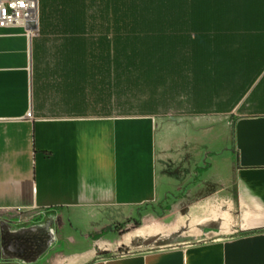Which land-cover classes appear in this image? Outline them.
<instances>
[{
	"label": "crops",
	"instance_id": "obj_1",
	"mask_svg": "<svg viewBox=\"0 0 264 264\" xmlns=\"http://www.w3.org/2000/svg\"><path fill=\"white\" fill-rule=\"evenodd\" d=\"M35 39L0 29V214L56 216L57 264H264V112L41 113Z\"/></svg>",
	"mask_w": 264,
	"mask_h": 264
},
{
	"label": "trees",
	"instance_id": "obj_2",
	"mask_svg": "<svg viewBox=\"0 0 264 264\" xmlns=\"http://www.w3.org/2000/svg\"><path fill=\"white\" fill-rule=\"evenodd\" d=\"M38 24V107L49 88L94 116L228 111L245 95L264 112V0H40Z\"/></svg>",
	"mask_w": 264,
	"mask_h": 264
},
{
	"label": "rangeland",
	"instance_id": "obj_3",
	"mask_svg": "<svg viewBox=\"0 0 264 264\" xmlns=\"http://www.w3.org/2000/svg\"><path fill=\"white\" fill-rule=\"evenodd\" d=\"M35 37H38V32ZM35 97L36 96H34V99H36ZM37 97V100L40 102L39 111L41 113H51V111H54L52 113H58L66 110L61 104L60 94L57 91L49 88L41 89ZM237 107L236 113H247V106L238 104ZM86 109L90 110L91 106L88 104ZM160 109V112L154 115L169 118L175 114H181V112H176L172 109L164 110L162 106ZM208 113H210V116H219L217 112ZM136 114L138 113L118 114L116 110H114L110 115ZM214 142L216 143L217 140ZM44 222L45 221L42 220V213L33 210L28 212L0 214V264H57L56 262H51L56 259L55 255L58 252L57 246L54 248L50 247L47 250L43 249L47 232L53 234V229L58 227L56 216H52L48 224ZM49 250H51L50 253H47ZM47 254L50 255V261H46L47 259L42 261V256Z\"/></svg>",
	"mask_w": 264,
	"mask_h": 264
},
{
	"label": "built area",
	"instance_id": "obj_4",
	"mask_svg": "<svg viewBox=\"0 0 264 264\" xmlns=\"http://www.w3.org/2000/svg\"><path fill=\"white\" fill-rule=\"evenodd\" d=\"M10 26L22 28L31 38L38 32V0H0V29ZM26 117L31 118L27 111Z\"/></svg>",
	"mask_w": 264,
	"mask_h": 264
},
{
	"label": "water",
	"instance_id": "obj_5",
	"mask_svg": "<svg viewBox=\"0 0 264 264\" xmlns=\"http://www.w3.org/2000/svg\"><path fill=\"white\" fill-rule=\"evenodd\" d=\"M30 41V39H29ZM30 67H31V60H30V47H29V63H28V68L30 70ZM174 235H176V233H174ZM186 239H189V238H186ZM184 240V239H183ZM47 245V243L45 242V246Z\"/></svg>",
	"mask_w": 264,
	"mask_h": 264
},
{
	"label": "flooded vegetation",
	"instance_id": "obj_6",
	"mask_svg": "<svg viewBox=\"0 0 264 264\" xmlns=\"http://www.w3.org/2000/svg\"><path fill=\"white\" fill-rule=\"evenodd\" d=\"M45 236H46V235H45ZM47 238H48V237L46 236V239H45V241L47 240ZM40 243H41V242H40ZM44 243H45V242H44ZM43 245H44V244H43Z\"/></svg>",
	"mask_w": 264,
	"mask_h": 264
}]
</instances>
